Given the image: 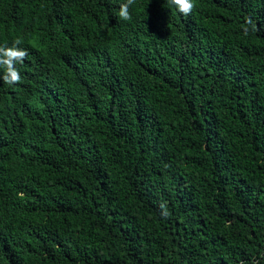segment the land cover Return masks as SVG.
I'll return each mask as SVG.
<instances>
[{"label": "trees", "instance_id": "trees-1", "mask_svg": "<svg viewBox=\"0 0 264 264\" xmlns=\"http://www.w3.org/2000/svg\"><path fill=\"white\" fill-rule=\"evenodd\" d=\"M125 2L0 0V264H264V0Z\"/></svg>", "mask_w": 264, "mask_h": 264}, {"label": "clouds", "instance_id": "clouds-1", "mask_svg": "<svg viewBox=\"0 0 264 264\" xmlns=\"http://www.w3.org/2000/svg\"><path fill=\"white\" fill-rule=\"evenodd\" d=\"M136 0H126L125 3L120 4L119 16L122 20L129 21L132 19L129 8L135 4ZM167 2L175 6L178 11L187 16L190 15L193 9L196 7L194 0H167ZM256 25L251 18H246L245 23L242 25V32L245 36L250 32H255ZM22 43L21 39H16L13 42V46H0V66L5 69L2 78L6 84H16L21 80L20 73L16 67L17 62H23L24 58L28 55L27 50L18 47ZM163 209L162 215L167 217L168 212L165 205H161Z\"/></svg>", "mask_w": 264, "mask_h": 264}]
</instances>
